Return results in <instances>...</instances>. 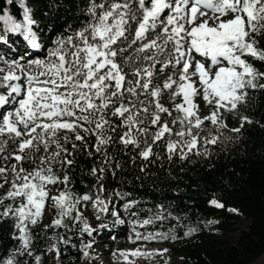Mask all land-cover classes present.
Here are the masks:
<instances>
[{
    "label": "trees",
    "instance_id": "1",
    "mask_svg": "<svg viewBox=\"0 0 264 264\" xmlns=\"http://www.w3.org/2000/svg\"><path fill=\"white\" fill-rule=\"evenodd\" d=\"M25 1L42 52L32 56L23 8L0 0V40L13 50L0 51V68L17 71H0V264H46L49 250L52 264H129L124 250L139 244L168 246L179 259L169 264H256L264 0ZM206 2L240 11L243 25L227 40V78L206 87L198 119L176 93L193 67L182 70L188 8ZM27 93L60 124L29 122ZM59 176L64 203L39 225L23 220L28 184Z\"/></svg>",
    "mask_w": 264,
    "mask_h": 264
},
{
    "label": "rangeland",
    "instance_id": "2",
    "mask_svg": "<svg viewBox=\"0 0 264 264\" xmlns=\"http://www.w3.org/2000/svg\"><path fill=\"white\" fill-rule=\"evenodd\" d=\"M6 4L15 2L23 8L25 12L24 17V32L22 40L26 42L28 46L36 51L39 49V40L34 33L29 31V27L32 23L31 15L32 8L27 4L25 0H5ZM188 19L186 23L190 25V29L187 32L186 43V56L191 55L192 61H189V66L193 65L189 71V75L179 79L177 87V105L187 104V115H193L198 119L203 118V114L206 111L204 105L201 104V100L207 86H217L220 81H225L227 78V69L230 64V57L227 52L219 55V62L209 63L206 58L195 56L191 52V46L195 45V48L203 44L216 43L217 48L222 50L223 45L227 38L233 40L235 36L240 35L242 31L241 13L238 10H226L224 6H212L209 3H204L203 6L192 5L188 8ZM198 14L197 18L195 15ZM5 28L9 32H14V29L9 27V21L6 16H3ZM9 27V29H8ZM190 41H189V38ZM190 42V44H189ZM226 49V46H225ZM1 53L5 50L0 49ZM42 53V52H39ZM199 53V51H197ZM191 59V58H190ZM184 69V68H183ZM182 69V70H183ZM0 71L2 75L13 77L16 74V69L13 66L1 67ZM184 72V70H183ZM25 98L22 102V108L25 110L24 115L28 121L38 120L44 115V124L59 125L60 121L56 119L55 115H47L42 110L36 107L35 96L30 93L24 95ZM156 105L161 109H168L169 105L165 104L162 100L157 98ZM0 117L2 111H0ZM23 116L19 115L16 120L8 121V126H16L17 122H22ZM3 120L6 121L5 116ZM28 125V122H25ZM62 177H57L56 181L45 180L40 188H36L33 184H28L29 196L25 209L20 212L21 218L26 220L30 219L36 225L40 224L41 219L48 215L49 205L59 206L64 203L62 195L63 186L61 184ZM49 257L46 264H52V257L55 256L53 250L48 251ZM125 261L129 264H169L170 261L175 263L179 262V259L172 255L168 246L165 245H147L139 244L133 247L126 248L124 250ZM103 264H107L103 262ZM256 264H264V255L256 262Z\"/></svg>",
    "mask_w": 264,
    "mask_h": 264
}]
</instances>
